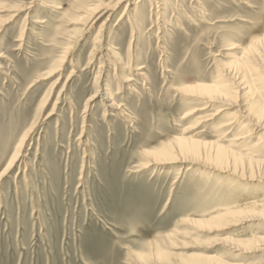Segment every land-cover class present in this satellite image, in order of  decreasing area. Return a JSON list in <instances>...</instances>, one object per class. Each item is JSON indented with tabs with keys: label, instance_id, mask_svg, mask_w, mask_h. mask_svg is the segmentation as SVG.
I'll use <instances>...</instances> for the list:
<instances>
[{
	"label": "rangeland",
	"instance_id": "374dc122",
	"mask_svg": "<svg viewBox=\"0 0 264 264\" xmlns=\"http://www.w3.org/2000/svg\"><path fill=\"white\" fill-rule=\"evenodd\" d=\"M49 1L0 0V264L264 257L238 246L264 218L214 219L264 205L262 166L215 160L264 162V0ZM184 138L196 157L152 159Z\"/></svg>",
	"mask_w": 264,
	"mask_h": 264
},
{
	"label": "bare ground",
	"instance_id": "6f19581e",
	"mask_svg": "<svg viewBox=\"0 0 264 264\" xmlns=\"http://www.w3.org/2000/svg\"><path fill=\"white\" fill-rule=\"evenodd\" d=\"M39 0H30V3L28 5L30 6H35L37 4ZM43 1V4L45 6H48V7H52L54 9H58L56 8V6L54 5L53 2H50L49 0H42ZM122 1V0H121ZM126 1V0H125ZM137 3V2H136ZM158 7V6H157ZM17 8V7H16ZM15 8V9H16ZM30 9V8H29ZM107 9V8H106ZM20 10V9H19ZM31 10V9H30ZM97 10V9H96ZM95 10V11H96ZM18 11V10H17ZM25 11V10H24ZM111 11V10H106L105 13L103 12L102 14H98L97 17H94L95 18V22L98 21L99 19L105 17L108 12ZM15 12V11H13ZM11 13V12H10ZM18 13V12H17ZM28 13V12H27ZM95 14V13H94ZM27 16L28 14L26 15L24 21H27ZM11 17V16H10ZM88 17V16H87ZM110 17V15H107L106 16V20L105 22L108 20V18ZM23 21V22H24ZM105 22H103L102 26H104ZM36 23H39V24H44L45 22L44 21H38L36 20ZM94 23V22H93ZM95 42V41H94ZM257 44H255V47L257 48V50H261V51H264V47H262V42H255ZM235 49L234 47L230 48L229 50H233ZM102 50V49H101ZM245 54H247V58H249L250 62L254 63V61L252 60V55H253V49H247ZM251 55V56H250ZM236 68L238 71H241V66H242V69H243V65L241 64V66L239 65V63H236ZM246 85V84H245ZM244 90H246V93L245 95L249 94V92H251V87L248 85H246L245 88H243ZM188 94V96H193V97H198V98H201L203 100H205L206 102L210 103L212 102L213 99H220V95L222 94H218L215 90L213 89H210V88H204V87H200V86H197V87H194V88H188L186 90ZM185 92V93H186ZM195 93V94H194ZM244 95V96H245ZM246 95V96H247ZM224 97V96H223ZM248 97V96H247ZM200 99V100H201ZM249 99V98H248ZM114 108V107H112ZM204 110L203 108H200V109H197L196 111H202ZM261 112L263 113V107L262 109H260ZM260 110H257V111H260ZM258 113V112H257ZM261 115V114H260ZM257 116H259V113L257 114ZM261 117V116H260ZM260 117L257 118L256 120V127L259 128V129H263V128H260L261 127V121H260ZM255 124V123H254ZM231 124H225L224 126H222V128H228L230 127ZM226 132V131H225ZM224 133V132H223ZM251 134L250 133H247V136L242 138V139H237L235 141H240V140H243V139H246L247 137H250ZM264 138H260V140H262ZM261 144V143H260ZM198 143L191 140V139H177L175 140L174 142L170 143L169 145L163 147V148H160L159 150H155L151 155H152V159L155 160V162H157V164H161V163H170L172 162L173 159H175V151L179 152L178 154L182 155V156H186V155H189V154H193L195 156V154L197 153L198 151ZM201 145V144H200ZM207 145V144H206ZM259 145V144H257ZM211 148V147H210ZM212 149V148H211ZM217 149V152H216V156H215V160H216V164L217 166H221L222 164L223 165H227L228 162H230V160H233V163L236 165V166H241V165H248L247 167L249 168L250 167H253V166H256L258 165L257 167H263L264 168V162L263 161H258V160H253L251 159L247 154H242V153H237V152H234V151H231L229 148H223V147H218L216 148ZM216 151V150H215ZM208 152V151H207ZM150 155V154H149ZM192 155V156H193ZM196 157V156H195ZM151 158V157H150ZM206 158V157H205ZM178 159V158H177ZM213 160V159H212ZM175 162V161H174ZM173 162V163H174ZM177 162V161H176ZM181 162V161H180ZM163 165V164H162ZM244 167V166H243ZM229 168V167H228ZM255 169V168H254ZM252 170V169H251ZM258 175V174H257ZM255 176V175H254ZM1 178V177H0ZM258 183H261L262 185H264V181L262 182L261 180H259ZM235 186L232 184L231 185V189H233ZM238 186H236L237 188ZM264 187H260V191L259 193L260 194H263L264 193V190H263ZM235 189V188H234ZM248 191L246 190V193ZM250 202V201H249ZM247 200H240L238 202V204H236V206H234V208H227L223 214L215 217L214 219H219V218H232V217H241V218H246V219H257V218H264V205L260 206L262 209H258L256 204H250ZM252 203V202H251ZM260 204V203H259ZM226 205V204H225ZM260 218V219H262ZM222 220V219H221ZM245 220V219H244ZM240 221V220H239ZM242 221V220H241ZM210 222V221H209ZM210 226V225H209ZM264 246V238L262 237H256V236H252L250 239L248 240H244V241H240L238 242V246L240 247H243L245 249H253V250H256V251H262L264 253V248H262L261 246ZM249 253H252V251H249ZM157 257L161 258H165L167 259L166 257V254H163V253H158ZM183 258V257H182ZM191 258V257H190ZM187 258V261L183 260V262L180 264H199L198 262L201 261L203 263L202 260H198V258L194 261H191V259H195L192 258ZM164 259V260H165ZM185 259V258H183ZM190 259V260H189ZM204 260V263L203 264H221L220 262H218V260H213L212 258H205ZM170 262V261H169ZM200 262V264H201ZM254 264H264V257H260L258 258V260L254 263Z\"/></svg>",
	"mask_w": 264,
	"mask_h": 264
}]
</instances>
